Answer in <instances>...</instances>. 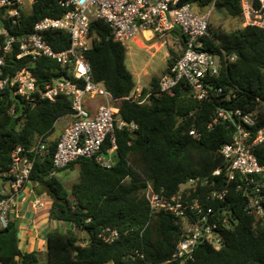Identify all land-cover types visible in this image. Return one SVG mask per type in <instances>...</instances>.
<instances>
[{"label": "trees", "instance_id": "16d2710c", "mask_svg": "<svg viewBox=\"0 0 264 264\" xmlns=\"http://www.w3.org/2000/svg\"><path fill=\"white\" fill-rule=\"evenodd\" d=\"M200 8H207L214 0H183ZM215 8L226 10L234 18L244 19L241 0H215ZM67 7L59 0H36L30 12L24 11L18 34H29L40 19L60 17ZM0 17V25L4 24ZM90 33L95 36L86 53L92 67L93 79L102 83L116 99L121 116L135 121L138 129L133 133L126 129L116 132V162L105 167L95 158L81 157L67 167L57 169L53 157L57 141L49 143L43 159L35 161L30 179L44 188L53 199L52 219L70 223L75 229L85 231L87 242L82 243L73 231L54 229L47 240L46 264H181L173 257L183 236L181 227L174 224L173 216L165 211L151 215L150 206L143 190L146 180L157 191L171 196L182 183L194 177L210 178L215 186H227L229 196L225 202L212 201L217 211L230 209L237 218L235 225L223 230L225 242L217 250L202 241L194 248L195 259L188 264H264V224L253 226L254 217L245 210L246 197L237 188L242 184L240 175L227 181L225 159L220 149L232 139L234 129L224 123L209 126L219 107L241 109L254 113L256 124L253 131L264 127V28L246 25L232 31H218L211 27L203 38L205 48L213 53L225 52L237 57L224 64L220 74L211 78L210 95L202 101L193 97L190 87L180 82L169 91L159 89V78H153L149 90L152 95L147 103L126 99L136 87L132 71L127 65L128 48L114 41L109 25L100 19H92ZM183 36V35H182ZM46 40L56 50L66 49L71 42L69 33L47 32ZM175 55L178 52L171 48ZM173 58L168 60V68ZM10 72L30 67L40 88L52 83L57 76L76 79L56 61L40 57H11ZM165 71V72H166ZM221 89V90H220ZM73 112L72 99L64 93L55 101L38 98L28 104L14 88L0 89V179L9 169L12 151L19 145L29 148L38 136L49 138L56 122ZM197 128L194 137L191 129ZM112 146L108 138L102 150ZM264 164V144L255 150ZM78 166L80 178L68 190L56 173ZM223 172L213 176L219 168ZM5 195L0 192V201ZM117 229L120 237L107 242L101 233L104 229ZM19 221L10 218L0 228L1 264H40L36 251H23L19 245Z\"/></svg>", "mask_w": 264, "mask_h": 264}, {"label": "built area", "instance_id": "2783aa9c", "mask_svg": "<svg viewBox=\"0 0 264 264\" xmlns=\"http://www.w3.org/2000/svg\"><path fill=\"white\" fill-rule=\"evenodd\" d=\"M36 0H0V89L12 87L28 104H35L38 98L55 101L61 93L72 99V121L65 127L53 157L55 168L67 167L81 157L95 158L105 167L116 162V132L126 129L133 133L138 129L135 121H127L116 106V99L102 83L93 79L92 67L86 53L91 48L95 36L90 33L92 19L106 22L111 29L114 41L125 43L137 34L150 32L167 47L169 43L178 54L168 50L167 56L173 58L172 65L159 77V89L169 91L180 82H185L191 89L193 97L202 101L210 95L211 78L220 74L224 64L228 65L237 57L225 52L213 53L205 48L203 38L209 34L210 18L215 8H200L192 2L183 0H59L67 11L60 17H44L37 21L32 32L18 34L17 28L27 5ZM246 25L264 28V0H241ZM180 29L179 37L173 31ZM62 31L71 36L70 45L63 50H56L46 40L47 32ZM183 35V36H182ZM183 40L180 46L178 39ZM21 59L29 57L32 61L48 57L56 61L76 79L84 82L80 86L67 77L57 76L45 88H40L36 76L30 67L10 72L11 57ZM221 90V89H220ZM144 87L137 85L126 96L138 103H147L152 91L143 94ZM97 96L105 100L91 113L86 104V97ZM224 123L232 126V139L225 142L220 153L225 159L227 181L240 175L242 184L237 188L246 197L245 210L254 217L253 226L258 229L264 224V164L260 162L255 150L264 144V127L256 131L254 113L241 109L219 107L209 126ZM191 134L198 137L197 128ZM112 146L104 152L102 147L107 139ZM49 139L38 136L34 144L25 148L17 146L11 154V163L3 175L0 201V228L7 226L13 216V203L18 193L23 190L30 179L35 161L45 158ZM223 168L212 172L219 176ZM215 186L216 181L206 177H194L181 184L179 191L171 196L157 191L152 182L146 180L143 194L150 206L151 215L165 211L173 216L174 224L181 227L183 236L178 242L173 257L181 264H188L195 259L194 248L202 241L219 250L224 242L223 230L235 225L237 218L230 209L217 211L212 201L225 202L229 196L227 186L212 189H199L200 186ZM201 188V187H200ZM107 241L120 237L117 229L107 228L101 233ZM1 264V263H0Z\"/></svg>", "mask_w": 264, "mask_h": 264}, {"label": "crops", "instance_id": "0c3cea01", "mask_svg": "<svg viewBox=\"0 0 264 264\" xmlns=\"http://www.w3.org/2000/svg\"><path fill=\"white\" fill-rule=\"evenodd\" d=\"M175 31L181 33V30L178 28ZM173 35L176 38L178 37L176 34ZM143 36L148 40L153 38L152 33L148 31ZM92 100L86 98V103L91 113L94 114L98 105H94ZM102 100L104 101L105 99L102 97ZM71 121L72 118L70 115L60 118L56 122L54 132L48 138L49 142L57 141L65 127ZM75 168L79 169L78 166H75ZM52 201L53 197L44 188L31 181L18 193L13 203V216L19 221L18 236L20 239V248L27 252L36 251L41 264L47 259V240L49 233L54 229H60L62 231L75 230L70 223L51 218L50 210Z\"/></svg>", "mask_w": 264, "mask_h": 264}, {"label": "rangeland", "instance_id": "374dc122", "mask_svg": "<svg viewBox=\"0 0 264 264\" xmlns=\"http://www.w3.org/2000/svg\"><path fill=\"white\" fill-rule=\"evenodd\" d=\"M31 10L32 6L27 5L26 11L30 12ZM210 23L211 27L218 31H232L246 26L245 18L242 20V18L231 17L226 10H219L217 8L213 9ZM124 44L128 48L127 65L134 75L136 86L141 85L149 89L152 79L159 78L165 73L168 67L169 57L167 56V52L172 48L171 44L169 43L167 47L158 38L148 40L145 39L142 34H137ZM102 101V97L100 96L92 100L94 105H99ZM56 175L65 184L68 190H70L72 185L80 178V172L77 168L61 170L58 171ZM3 184L4 180L0 179V192L2 191ZM74 231L79 236L82 243L87 242L85 231L79 229H75ZM42 264H46V261Z\"/></svg>", "mask_w": 264, "mask_h": 264}, {"label": "water", "instance_id": "95a60500", "mask_svg": "<svg viewBox=\"0 0 264 264\" xmlns=\"http://www.w3.org/2000/svg\"><path fill=\"white\" fill-rule=\"evenodd\" d=\"M173 34H176V36H178V37L180 36V32H178V31H175ZM178 42H179L180 46H183V40L182 39L179 38ZM53 199H56L57 201L64 202L67 204V201L62 200L61 198H57L56 196H53Z\"/></svg>", "mask_w": 264, "mask_h": 264}]
</instances>
